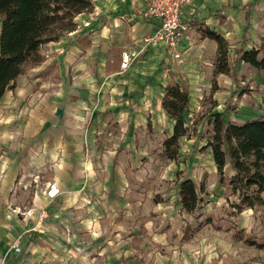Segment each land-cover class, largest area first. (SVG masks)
I'll use <instances>...</instances> for the list:
<instances>
[{
    "label": "crops",
    "instance_id": "crops-1",
    "mask_svg": "<svg viewBox=\"0 0 264 264\" xmlns=\"http://www.w3.org/2000/svg\"><path fill=\"white\" fill-rule=\"evenodd\" d=\"M263 1L194 0L184 10L185 34L170 49L144 43L158 24L141 14L146 0H96L91 12L77 16L74 31L44 44V62L21 74L0 99V264H144L130 238L122 239L130 212L127 170L119 165L122 155L100 149L94 133L108 130L112 120L118 125V141H141L134 115L146 112L153 113L147 128H158L154 135H170L174 120L163 109L162 97L172 78L189 86L185 117L190 125L203 113L206 95L218 102L206 111L208 116L224 112L222 98L236 83L230 75L219 74V88L212 91L218 45L200 30L208 25L222 33L231 57L239 49L259 48L264 33L253 11L264 10ZM1 26L0 16V33ZM123 52L133 55L127 70L120 66ZM252 68L258 71L239 60L238 78L246 69L249 78L254 77ZM133 99L138 107L131 105ZM155 115L164 117L166 134ZM50 141L56 142L54 150ZM183 141L195 137L184 136ZM38 142L47 143L41 156ZM51 181L62 190L55 199L44 193ZM118 209L124 214L121 223ZM42 211L47 216H41Z\"/></svg>",
    "mask_w": 264,
    "mask_h": 264
},
{
    "label": "rangeland",
    "instance_id": "rangeland-1",
    "mask_svg": "<svg viewBox=\"0 0 264 264\" xmlns=\"http://www.w3.org/2000/svg\"><path fill=\"white\" fill-rule=\"evenodd\" d=\"M253 15L264 33L263 8H255ZM252 71H255V78H249L246 69L241 79L238 78L234 91L226 99L222 98L221 109L224 112L227 109L225 116L228 120L250 119L263 111L264 72L259 69ZM204 101L206 109L195 115L193 123L189 124L192 129L196 128L192 134L195 141L181 143L177 161H170L163 154L164 133L159 131L154 135L158 128H147L153 113L134 115L141 141H118L121 139L118 125L112 120L105 132L94 131L98 139L95 144L100 149L118 150L122 155L119 165L127 170L126 198L130 201V212L126 222L123 210L118 209L117 221L125 222L122 239L130 238L131 246L138 249L135 256L144 264H156V261L158 264H264V207L237 210L238 195L232 192L227 182L234 173L230 165L225 170L226 182L219 181L212 151L206 148L213 132L206 111L214 107L213 100L206 95ZM131 105L138 107V101L133 99ZM105 118L109 119L110 115L106 113ZM155 121L166 134L168 125L164 117L155 115ZM93 122L94 119L90 124ZM145 137L147 141H142ZM104 138L107 141H102ZM65 143L75 145L76 141ZM46 144L38 142V156L46 152ZM49 145L54 150L56 142L50 141ZM188 177L198 185L205 184V190H199L200 202L194 213L185 211L180 202L179 184ZM112 179L116 180L115 171ZM188 224L194 232L190 230L191 238L183 240ZM120 238L118 236V241ZM122 259L125 261L127 258Z\"/></svg>",
    "mask_w": 264,
    "mask_h": 264
},
{
    "label": "trees",
    "instance_id": "trees-1",
    "mask_svg": "<svg viewBox=\"0 0 264 264\" xmlns=\"http://www.w3.org/2000/svg\"><path fill=\"white\" fill-rule=\"evenodd\" d=\"M96 0H0L2 26L0 33V99L7 89H13L17 78L28 70L41 65L46 59L42 52L44 44L59 41L67 33L78 27V15L91 12ZM251 4H246L248 8ZM246 18L250 19L249 11ZM247 30V29H246ZM202 37L217 42V54L214 61L212 91L219 86L216 76L228 74L237 83L236 63L243 60L249 65L264 70L263 44L251 50L239 49L234 57L230 54V45L219 31L206 25L200 30ZM213 100V99H212ZM190 101L189 86L185 81L170 79L164 86L162 107L174 120L173 131L163 140V154L170 161L180 157L181 142L184 136L191 138L196 132L192 129L185 112ZM263 111L256 118L236 123L228 120L225 112L211 113L212 135L206 148H210L216 164L219 181L225 183V170L228 162L234 171L228 178L232 192L238 195L235 203L238 211L257 206L264 207V96ZM218 102L213 100V106ZM181 171H178L180 174ZM199 190H205V184L198 185L192 178H184L179 184V196L182 208L194 213L199 206ZM194 229L187 225L183 240L191 238ZM190 234V235H189Z\"/></svg>",
    "mask_w": 264,
    "mask_h": 264
},
{
    "label": "built area",
    "instance_id": "built-area-1",
    "mask_svg": "<svg viewBox=\"0 0 264 264\" xmlns=\"http://www.w3.org/2000/svg\"><path fill=\"white\" fill-rule=\"evenodd\" d=\"M194 0H146V5L141 14L146 18L158 21L156 30L146 36L143 40L145 45H163L167 48H175L185 34L187 26L183 21L184 10L191 5ZM133 59L132 53L123 52L121 69L127 70ZM49 199H55L62 193L59 184L51 181L44 190ZM41 216H47L46 211H42ZM17 251L21 248L14 243L12 245Z\"/></svg>",
    "mask_w": 264,
    "mask_h": 264
}]
</instances>
